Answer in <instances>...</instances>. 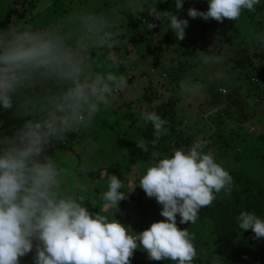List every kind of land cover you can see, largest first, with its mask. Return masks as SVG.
<instances>
[{
	"label": "clouds",
	"instance_id": "clouds-1",
	"mask_svg": "<svg viewBox=\"0 0 264 264\" xmlns=\"http://www.w3.org/2000/svg\"><path fill=\"white\" fill-rule=\"evenodd\" d=\"M173 2L179 11L185 0ZM259 3L207 0L206 11L190 7L187 16L236 21L242 10L254 12ZM128 7L135 11L137 0H129ZM161 14L168 29L183 39L188 20L172 12L153 15L161 21ZM76 18L79 43L64 26L0 29V116L8 113L16 121L7 128L0 121V264H19L18 258L33 249V264H131L138 248L150 260L192 264L197 254L193 237L187 229H178L177 214L180 224H194L200 209L232 183L229 172L201 150L200 142L146 169L138 185L162 206L160 216L165 219L140 232L114 216L130 192L121 191L124 184L117 175L108 177L107 190L99 197L103 208L111 209L107 214L90 212L64 187L66 173L55 146L91 122L124 85L122 78L96 71L90 56L96 48L118 43L114 22L105 18L93 27L89 14L81 12ZM255 39L264 43V33ZM202 59L207 63L210 58ZM141 119L151 122L157 139L168 133L167 121L156 112H143ZM136 143L146 151L143 140ZM237 222L242 231L251 229L254 238H264V219L256 214L241 211Z\"/></svg>",
	"mask_w": 264,
	"mask_h": 264
},
{
	"label": "rangeland",
	"instance_id": "rangeland-1",
	"mask_svg": "<svg viewBox=\"0 0 264 264\" xmlns=\"http://www.w3.org/2000/svg\"><path fill=\"white\" fill-rule=\"evenodd\" d=\"M22 2L24 6H46L40 15H44L49 24L54 22V26L57 19L67 23L70 19L79 29L76 17L81 12L89 14L95 21L93 27L105 18L114 22L112 31L118 33V43L112 48L99 47L93 64L96 71L113 74L124 81L119 94L115 93L111 102L113 109L119 112H115L116 116H125L131 124L134 123L132 116L138 119L134 128L128 130L131 142L144 141L140 132L141 113L156 112L161 106L160 113L166 111L163 113L166 117L177 114L184 122L180 128L184 137L194 143L200 142L203 145L201 150L211 153L230 175L232 172L243 173L264 184V43L255 39L258 34L264 33L263 0L255 5L254 12L242 10L236 21L225 18L222 22L187 16L190 7L206 11L207 0H185L179 11L174 3L169 4L167 0H137L135 11L128 7L129 0H18L15 2L16 10ZM159 4L163 6V12H172L178 19L188 20L183 39H177L168 29L162 14L159 35L151 34L142 24L135 26L133 20L130 21L129 12L138 20L153 16L152 21L155 22L157 17L153 14L158 12ZM27 15L19 17L14 25L31 27L32 18L37 20L36 17H39V14L31 12ZM1 20L3 18L0 19V29L10 22L1 23ZM226 28L230 30L226 31ZM202 57L210 59L205 63ZM215 57H221V62L216 63ZM239 61L244 63L239 64ZM126 62L138 65H124L123 74L113 67ZM128 72H131L135 84L125 81ZM252 80L258 82L252 83ZM171 102L175 106L169 109ZM96 115L106 118V125L111 126L117 135L123 131V124L117 123L116 117L107 118L109 108L101 107ZM0 121L5 128L16 123L9 115L0 116ZM145 146L149 153L145 156L150 163L145 167L140 165L144 171L156 162L160 150L149 145L148 141ZM177 149L187 151L184 147ZM93 159L97 160L94 165L92 163L94 167L89 171L85 169L88 183L95 181L96 170L107 162L104 156ZM79 169L84 172L82 163ZM131 175L138 179L136 172ZM131 184H135L134 180ZM97 190L100 191V188ZM129 191L133 199L128 204L138 209L131 210L129 217L122 219V224L124 221V225L132 231L140 232L156 220L149 219L151 208L146 204L150 198L145 192ZM223 191L217 195H223ZM34 252L35 249L18 258L19 264H33ZM130 260L131 264H176L168 259L150 260L140 248L134 250ZM192 264H197L195 259Z\"/></svg>",
	"mask_w": 264,
	"mask_h": 264
},
{
	"label": "trees",
	"instance_id": "trees-1",
	"mask_svg": "<svg viewBox=\"0 0 264 264\" xmlns=\"http://www.w3.org/2000/svg\"><path fill=\"white\" fill-rule=\"evenodd\" d=\"M167 1L169 4L174 3L173 0ZM24 5L25 3L22 2L18 10H11L5 21H9L14 13L20 17L29 14L30 6ZM157 10L163 12V6L159 4ZM128 16L130 21L133 20L135 26L142 24L151 34L159 35L161 33L162 23L158 18H155V22L152 23L153 16L142 17L139 18L140 20L131 12H129ZM149 24L153 25V27L150 28ZM65 30L74 43H79L81 32L78 28L73 30L71 27H65ZM229 30V28H226V31ZM98 52V48L90 52L92 62L98 55ZM242 63L244 61H239V64ZM124 65L126 64H118L113 67L123 74L125 72ZM125 81L133 84L134 79L131 72H128ZM252 83L256 82L252 81ZM174 106L173 102L168 104L169 109H172ZM161 109L160 106L156 110V113L167 121L166 127L168 128V133L166 135H161L157 139L154 136L151 122L146 123L142 121L140 127L141 135L148 141V144L160 149H158L159 154L156 157V162L161 156L170 157L178 147H184L188 150L194 144V142L185 138L180 130L184 124L183 120L177 114H174L173 117H166L163 114L166 111L160 113ZM2 116L7 117L8 113ZM132 118L134 119V123L138 120L135 116H132ZM134 123L132 124L134 125ZM108 170L109 172H113L111 169ZM99 175L100 170L96 172L95 176ZM231 177L232 183L229 190L227 192L223 191V195L216 194L211 204L202 207L198 213V219L194 224L190 222L180 224V217L177 214L178 229H187L193 237L192 242L196 252H198L194 258L197 264H217L218 262L222 264H264V238H254V233H252L251 229L242 231L237 222V217L241 211L254 213L261 219H264V184L251 179L243 173L232 172ZM149 200L146 205L151 208L150 221L164 220L165 218L160 216L162 206L157 203L155 198H150Z\"/></svg>",
	"mask_w": 264,
	"mask_h": 264
},
{
	"label": "crops",
	"instance_id": "crops-1",
	"mask_svg": "<svg viewBox=\"0 0 264 264\" xmlns=\"http://www.w3.org/2000/svg\"><path fill=\"white\" fill-rule=\"evenodd\" d=\"M16 1L0 0V19L3 18V21H5L11 10L17 7L15 6ZM13 2L14 5L12 4ZM45 7L46 6L29 7V13L31 12L35 15L39 14V17H36L37 20H35V18L33 20L31 17L32 28L40 29L58 26H64V28L71 27L73 30L78 28L74 21H70L69 19L68 23L66 20L60 22V20L57 19L58 17L56 18L57 20H51H56L57 25L54 26V22L49 24V20H47L44 15H40L43 14V8ZM47 13L48 12H46V14ZM19 17V15L17 16V14L14 13L9 20L10 22L5 24L2 29H7L9 26L14 25ZM3 21L1 20V23ZM126 65L129 67L130 65L137 66L138 64L135 62H126ZM135 82L136 81H134L133 84H135ZM106 107L110 109V115H108L107 118L111 120V118L116 117V122L123 124V131L121 130L120 134L118 133L117 135L111 126L106 125V118L96 115L88 124L78 126L69 132L67 136L55 146L54 150L55 155L65 169V189H67L70 194H74L81 202H84V206L90 212L94 213L99 211L101 214H107L111 211V209L103 208L104 202L99 198L100 194L107 190L108 177L111 174H115L122 180L124 188H122L121 191H129L132 189L138 193L142 191V188L138 185L139 180L145 173L144 169L141 167H145V164L150 163L147 160L148 157L145 156L148 152L142 150L136 143L131 142L128 137L130 134L128 130L134 128V125L128 122L125 116L115 115V112L118 114L119 112L113 109V102H111V100ZM129 117L131 116L129 115ZM145 142L144 139V144ZM145 148L146 150L148 149L146 146ZM103 156L107 159V162L103 163L102 166L99 165L100 168L96 170H100V175L95 176V181L88 183V181L85 180V169L89 171L94 167L92 163L93 165L97 163V160L93 159L94 157L98 158ZM80 163H82L84 172L79 169ZM108 169H111L113 172H109ZM134 172L138 174V179L132 177L131 174ZM132 180H134L135 184H131ZM98 185L100 186L98 187ZM131 185L135 187L132 188ZM130 187L131 189H129ZM97 188H100V191H98ZM84 195L86 196L84 197ZM132 199L133 196L131 197L127 192L126 198L118 203V210L114 212V216L119 222L122 223V219L124 218L125 220V217H129L130 211L135 210L132 204H128ZM137 209L136 207V210Z\"/></svg>",
	"mask_w": 264,
	"mask_h": 264
},
{
	"label": "built area",
	"instance_id": "built-area-1",
	"mask_svg": "<svg viewBox=\"0 0 264 264\" xmlns=\"http://www.w3.org/2000/svg\"><path fill=\"white\" fill-rule=\"evenodd\" d=\"M20 8V6H18V9ZM154 23V22H152ZM253 82H258V80H252ZM222 93H225V90H221ZM116 94H119L117 91L115 92Z\"/></svg>",
	"mask_w": 264,
	"mask_h": 264
}]
</instances>
